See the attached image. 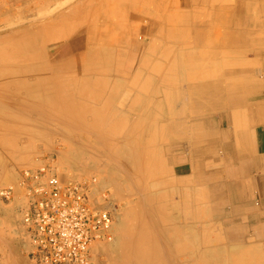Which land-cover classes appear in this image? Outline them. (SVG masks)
Wrapping results in <instances>:
<instances>
[{"label": "rangeland", "instance_id": "374dc122", "mask_svg": "<svg viewBox=\"0 0 264 264\" xmlns=\"http://www.w3.org/2000/svg\"><path fill=\"white\" fill-rule=\"evenodd\" d=\"M35 1L27 0L22 5L17 0H0V19L2 13L11 8V21H15L1 24L0 31L19 25L24 20L20 16L28 7L40 12L42 8L38 9ZM59 1L51 0L54 7L42 10L47 13H43L45 17L40 15L41 20L54 16L51 17L53 33L46 40L51 41L55 54L65 52L59 58L72 54L71 58L75 59V54H84L82 68L51 82L49 75L28 74L23 84L15 83L22 76L10 70L12 65L0 70V83L10 81L11 84L0 85V189L15 183L22 169L37 166L44 156L54 155L64 178H95V187L89 193L91 201L107 204L112 210L114 239L95 247L92 264H257L255 253L245 252L242 256L239 250H209L207 247L212 240L220 243V235L193 233L190 207L185 209L181 219L184 228L177 232V219L171 218L177 211L174 200L177 195L176 190H169L168 185L174 180L172 166H169L171 170L167 167L173 155L166 153L170 147L160 120L166 103L170 105L169 113L176 110L178 91L182 93L184 83L192 79L193 67L198 65L200 55L202 58L209 55V37L201 41L190 30L206 29V35L210 27L219 29L220 26L210 25L209 21L224 18V15L233 21L239 19L240 5L251 0H113L114 3L112 0H61L63 6ZM126 1L132 4L129 13L121 8V3ZM111 6L116 9H110ZM211 6L216 10L210 17ZM111 18L115 22L113 31L102 27L103 22ZM93 24L102 27L100 37L93 36L87 47H78L71 53L73 36L79 39L77 34ZM126 28L132 29V43L128 48L124 44L127 39L121 38ZM81 36V44L84 40L86 43L87 38ZM161 68L169 79L167 83L159 77V80L154 79ZM123 80H132V83L124 85ZM72 81H78L77 86H69ZM20 108L24 111L17 113L16 109ZM25 111L36 113L38 118L29 122L22 120ZM45 117L48 122H44ZM80 170L82 172L78 173ZM105 193L108 197L104 200ZM21 202L19 198L7 202L0 197V264H38L29 256V240L18 207ZM125 224L132 232L134 250L132 248L131 253L118 249ZM142 239L144 244L139 246Z\"/></svg>", "mask_w": 264, "mask_h": 264}, {"label": "crops", "instance_id": "0c3cea01", "mask_svg": "<svg viewBox=\"0 0 264 264\" xmlns=\"http://www.w3.org/2000/svg\"><path fill=\"white\" fill-rule=\"evenodd\" d=\"M257 1L243 2L235 21H209L220 26L200 38L210 37L209 55L199 57L176 110L166 103L160 120L173 155L177 232L190 207L193 233L220 235L209 250L255 253L264 264V0Z\"/></svg>", "mask_w": 264, "mask_h": 264}, {"label": "built area", "instance_id": "2783aa9c", "mask_svg": "<svg viewBox=\"0 0 264 264\" xmlns=\"http://www.w3.org/2000/svg\"><path fill=\"white\" fill-rule=\"evenodd\" d=\"M96 179L64 178L54 155L21 170L18 180L0 189L2 200H22L21 224L29 256L38 264H92L97 243L114 239L108 205L91 201ZM103 194V199H107Z\"/></svg>", "mask_w": 264, "mask_h": 264}, {"label": "bare ground", "instance_id": "6f19581e", "mask_svg": "<svg viewBox=\"0 0 264 264\" xmlns=\"http://www.w3.org/2000/svg\"><path fill=\"white\" fill-rule=\"evenodd\" d=\"M27 0H17V2H20V3H22V5H23V3H25ZM61 1V0H60ZM59 1V2H60ZM75 1V0H74ZM79 1V0H78ZM81 1V0H80ZM90 2H94V1H99V0H89ZM111 0H109V2H110ZM174 1V0H173ZM183 1V0H182ZM196 1V0H195ZM198 1V0H197ZM196 1V2H197ZM252 1V0H251ZM33 2V1H32ZM37 4H39L38 6H36L38 9H40V8H42V10H44V9H49L50 8V6H52L51 5V0H36L35 1ZM52 2H54V1H52ZM59 2H57V3H59ZM62 2V1H61ZM66 2V1H65ZM103 2H107V0H103ZM108 2V4H110ZM112 2H113V0H112ZM258 2V1H257ZM69 3H71V2H69ZM73 3V2H72ZM77 3V2H76ZM81 3V2H80ZM83 3V2H82ZM81 3V4H82ZM114 3V2H113ZM173 3V2H172ZM192 3H194L195 4V2H192ZM253 3V2H252ZM263 3V2H262ZM261 3V4H262ZM60 4V3H59ZM63 2H62V6H63ZM66 4V3H65ZM74 4V3H73ZM77 4H79V2L77 3ZM77 4H76V6H77ZM84 4V3H83ZM82 4V5H83ZM100 4H102V3H100ZM123 6L121 7L122 8V10L125 12V13H129L130 12V10H132V4H130V3H128V1H126L125 3H121ZM260 4V3H259ZM21 4L19 5V7L20 6H22ZM85 5V4H84ZM103 5V4H102ZM107 5V4H106ZM71 6V5H70ZM74 6V5H73ZM72 6V7H73ZM76 6H75V8H76ZM79 6V5H78ZM77 6V7H78ZM107 6H109V5H107ZM261 6V5H260ZM52 7H54V6H52ZM51 7V8H52ZM85 7V6H84ZM139 7V6H138ZM259 7V6H258ZM21 8V7H20ZM62 8V7H61ZM107 8V7H106ZM214 8V9H213ZM212 8V6L210 7V17L212 16L211 15V13H212V11H214L215 12V10H216V7H213ZM247 8V7H246ZM54 9V8H53ZM69 9V8H68ZM81 9V8H80ZM80 9H78V10H80ZM86 9V8H85ZM109 9V8H108ZM110 9H116V7L115 6H111L110 7ZM117 9H118V7H117ZM10 10H11V8L10 9H7L6 11H4L3 13H2V15H3V18H1L0 19V25L2 24L3 25V23L6 25V23H11V22H13V23H15V21H11V18H12V15H11V13H10ZM42 10H40V12H42ZM69 10H71V8L69 9ZM73 10V9H72ZM135 10V9H134ZM138 10H139V8H138ZM198 10H201L200 8L198 9ZM205 10V9H204ZM234 10H235V8H234ZM250 10V9H249ZM45 11H47V10H45ZM55 11V10H54ZM73 11H75V10H73ZM77 11V10H76ZM137 11V10H136ZM206 11V10H205ZM39 12V11H38ZM38 12H36L35 11V9L32 7V8H30V7H28V10L24 13V15H22V17L20 16V18H21V20H23V21H21V23L19 24V25H17L18 23L17 22H19L20 20L18 19V21L16 22L17 24H16V26H12V27H10V28H8V29H3V30H1L0 31V51H2V54H1V56H0V70H6V69H9L8 68V66L9 65H12V67L10 68V70L11 71H15V72H19L20 74H21V76H22V78H20V80H17V81H15V83H17V84H23V83H25V82H27V75L28 74H32V75H34V74H37V73H43V74H45V75H49L50 76V82L52 81V80H56V78L57 79H62L63 77H65L64 75L66 74V73H68V72H70L71 74H72V72H76V70L77 69H79V68H82V58H83V55L84 54H79V56H78V53L77 54H75V59H72L71 58V55H69L68 57H66V58H64V57H62V58H59L60 56H62V55H65V52H57L56 54H55V52H54V50H53V46L51 45V41H47L46 40V37H49L52 33H53V24L52 23H54V22H52L53 20H52V18L54 17V16H48V17H46V18H44L43 20H41L40 19V17L43 15V13H45L44 11L42 12V14H40V12H39V14H38ZM52 12H53V10H52ZM51 12V13H52ZM66 12V11H65ZM67 12H68V10H67ZM79 12V11H78ZM115 12V11H114ZM234 12V11H233ZM63 13H64V11H63ZM72 13V12H71ZM70 13V14H71ZM73 13H75V12H73ZM246 13V12H245ZM261 13V12H260ZM45 14H47V13H45ZM66 13H64V15H65ZM76 14V13H75ZM15 15V14H14ZM20 15V14H19ZM18 15V16H19ZM41 15V16H40ZM54 15V14H53ZM59 15V14H58ZM57 15V16H58ZM62 15V14H61ZM77 15H79L78 13H77ZM213 15H214V13H213ZM243 15H244V12H243ZM44 16V15H43ZM66 16V15H65ZM67 16H69L70 18H72V16H70V15H67ZM80 16V15H79ZM208 16V15H207ZM45 17V16H44ZM52 17V18H51ZM74 17V16H73ZM83 17H85L84 15H83ZM116 17V16H115ZM235 17V16H234ZM244 17V16H243ZM74 18H76V17H74ZM79 18V17H78ZM136 19H138V18H140V17H135ZM259 18V17H258ZM25 19H27L28 20V22L27 23H24V22H26L25 21ZM132 19V18H131ZM162 19V18H161ZM203 19H204V17H203ZM48 20V21H47ZM118 20V19H117ZM202 20V19H201ZM250 20V19H249ZM43 21H47L44 25H40V22H43ZM55 21V20H54ZM235 21V20H234ZM238 21V20H237ZM60 22V21H59ZM251 22V21H250ZM249 22V23H250ZM12 23V25H14ZM57 24V23H56ZM255 25V24H254ZM11 26V25H10ZM1 27V26H0ZM5 27V26H4ZM104 29H106V30H109V31H113L112 29L113 28H115V22H114V19H112L111 18V20L110 19H108L107 21H104L103 22V26H102ZM102 27H99V26H95L94 24L93 25H89V26H87L86 27V29L85 28H83L81 31H80V33L79 34H77V35H80V38H82V36L81 35H83L85 38L84 39H86L87 38V40H86V43H84L85 42V40H84V42L81 44V41H80V38L78 39L77 37H79V36H77V37H75V36H73L75 39H74V41H72L71 40V38H70V40L72 41V43H70L71 45H70V50H71V53H73V52H75V51H77L78 50V47H80V48H82V47H87L88 46V44L89 43H92V42H90L91 41V38L93 37V36H97L98 35V37H100V31L102 30ZM130 27V26H129ZM132 27V26H131ZM208 27V26H207ZM250 27V26H249ZM258 27V26H257ZM210 28H212V27H210ZM210 28H208V31H209V29ZM0 29H2V28H0ZM213 29V28H212ZM156 30V29H155ZM163 30V29H162ZM191 31V33L192 34H194V35H198V37L199 38H202V37H204L205 35H204V33H207V31H206V29L204 30V29H202V28H198V30L196 29V28H192V30H190ZM253 31V30H252ZM258 31V30H257ZM260 31V30H259ZM105 32V31H104ZM123 33V36L124 37H121V38H126L127 39V43H124V44H127L125 47H127L128 48V45H130L131 43H132V29L131 28H126V29H124L123 31H122ZM211 32H212V30H211ZM210 33V32H209ZM263 33V32H262ZM105 34V33H104ZM182 35H184L183 33H181ZM206 35H208V34H206ZM210 35V34H209ZM247 35H249V33L247 34ZM151 37V36H150ZM184 37H185V35H184ZM183 37V38H184ZM250 37V36H249ZM256 37V36H255ZM120 38V37H119ZM181 38H182V36H181ZM210 38V37H209ZM143 39V38H142ZM250 39H253V38H251L250 37ZM50 40V39H49ZM69 40V41H70ZM118 40V39H117ZM152 40H153V38H152ZM154 40H158V38H154ZM256 40V39H255ZM148 41V40H147ZM254 41V40H253ZM79 42H80V44H79ZM150 42H152V41H150ZM255 42V41H254ZM153 43H155V42H153ZM152 43V44H153ZM158 43H159V41H158ZM257 43V42H256ZM167 44V43H166ZM151 45V44H150ZM159 45V44H158ZM158 45H156V47L158 46ZM163 45V44H162ZM167 46V45H166ZM172 46H174V45H172ZM125 47H123V48H125ZM154 47V46H153ZM160 47V46H159ZM162 47V46H161ZM117 48V47H116ZM148 48H152L151 46L149 47L148 46ZM147 48V49H148ZM155 48V47H154ZM154 48H153V51H155L154 50ZM46 49V50H45ZM164 49H165V47H164ZM149 50H151V49H149ZM167 50V49H166ZM173 50V49H172ZM47 51V52H46ZM116 51H118V49L116 50ZM149 52V51H148ZM152 52V51H151ZM185 52V51H184ZM59 53V54H58ZM69 53V52H68ZM80 53V52H79ZM83 53V52H82ZM153 54H154V52H152ZM171 53V52H170ZM174 53V52H173ZM186 54H188V52L186 53ZM200 54V53H199ZM168 55V54H167ZM198 55V54H197ZM78 56V57H77ZM200 56H202V55H200ZM189 57V56H188ZM194 58V57H193ZM198 58V57H197ZM202 58V57H201ZM247 60V59H246ZM251 60V59H250ZM257 60V59H256ZM248 61V60H247ZM240 62V61H239ZM238 62V63H239ZM249 62V61H248ZM255 62V61H254ZM235 63H237V62H235ZM235 63H233L232 65H234ZM241 63V62H240ZM250 63V62H249ZM256 63V62H255ZM238 65V64H237ZM241 66L243 65V64H240ZM239 65V66H240ZM235 66V65H234ZM253 66V65H252ZM85 67V66H84ZM243 67V66H242ZM165 72L164 71H162V68L159 70V72H158V74L156 75V78H154L155 80H165V83H167L168 81H169V79H168V77L166 76L165 77ZM69 75V74H68ZM74 75V74H73ZM157 77H159V79L157 78ZM161 77V78H160ZM124 79H130L128 76H124ZM127 80H123V84L124 85H126V83H132V80H130V82H127ZM69 81H71L70 79H69ZM8 82H10V81H8ZM8 82H5V81H3V82H1L0 83V85H2V84H7V85H9V86H11V84L10 83H8ZM77 84H78V81L77 82H73L72 81V83L69 85V86H77ZM53 85V84H52ZM52 85H50V88H51V86ZM57 85V84H56ZM43 86H45L44 84H43ZM81 86V85H80ZM46 87V86H45ZM14 88V87H13ZM54 90H56V88L54 89ZM216 92V91H215ZM148 93V92H147ZM84 94V93H83ZM185 94V93H184ZM187 94V93H186ZM16 95V94H15ZM156 95V94H155ZM178 96V95H177ZM201 96V95H200ZM184 97V96H183ZM186 98V97H185ZM190 98V97H189ZM209 98V97H208ZM50 99V98H49ZM210 100V99H209ZM208 100V101H209ZM160 101L163 103L164 102V100H162V99H160ZM39 102V101H38ZM50 102H51V100H50ZM96 102V101H95ZM187 104V103H186ZM190 104V103H189ZM193 105V104H192ZM26 106V105H25ZM191 107V106H190ZM194 108V107H193ZM206 108V107H205ZM11 110V109H10ZM31 110V109H30ZM11 111H13V110H11ZM24 111V109H16V112L17 113H19V112H23ZM30 112V111H29ZM27 112V111H25L24 112V118H22V120H25V121H27V122H29V121H33V119H35V118H38V115L36 114V113H34V112ZM195 112H196V110H195ZM23 116V115H22ZM153 117V116H152ZM11 119H15V118H13V117H11ZM20 120V119H19ZM18 120V121H19ZM44 122H48V119L45 117L44 118ZM188 120V119H187ZM36 121V120H35ZM171 121V120H170ZM194 121V120H193ZM21 122V121H20ZM17 123V122H16ZM182 123H184V122H182ZM187 123V122H186ZM200 123V122H199ZM171 124V123H170ZM188 124V123H187ZM191 124V123H190ZM204 126V125H203ZM40 129V128H39ZM42 129V128H41ZM47 129V128H46ZM12 130H20V128H13ZM43 130V129H42ZM134 130V129H133ZM138 130V129H137ZM204 131V130H203ZM42 132V131H41ZM132 132H134V131H132ZM203 134V133H202ZM200 137V136H199ZM198 137V138H199ZM206 137H207V135H206ZM163 143V142H162ZM150 144V143H149ZM147 146H148V144H147ZM151 146V145H150ZM166 147V146H165ZM169 147V146H168ZM73 149H75V148H72V150ZM148 154V153H147ZM166 156V155H165ZM168 156V155H167ZM26 158V157H25ZM147 158V157H146ZM162 158V157H161ZM147 160V159H146ZM145 160V161H146ZM153 160H154V157H153ZM152 160V161H153ZM156 160V159H155ZM167 161V160H166ZM169 161V160H168ZM154 163V162H153ZM146 164V163H145ZM170 164V163H169ZM175 165V164H174ZM180 165V164H179ZM149 166V165H148ZM168 166H171V165H167V167ZM140 167V166H139ZM154 167H155V165H154ZM138 170V169H137ZM167 170V169H166ZM190 170V169H189ZM80 172H82L81 170L80 171H78V173H80ZM158 172V171H157ZM166 172H168V170L166 171ZM173 175H174V173H173ZM177 175V174H176ZM176 175H175V177H176ZM178 175H180V174H178ZM148 176V175H147ZM147 176H145V177H147ZM152 176V175H151ZM7 177V175H3V178H6ZM113 177H115V176H113ZM159 178H161V177H159ZM158 178V179H159ZM173 180V179H172ZM115 182H116V180H115ZM147 182V181H146ZM117 183H118V181H117ZM155 183V182H154ZM158 183V182H157ZM174 183V182H173ZM146 184V183H145ZM147 184H148V182H147ZM163 184H166V183H164L163 182ZM176 184V183H175ZM184 185V184H183ZM182 185V186H183ZM148 186V185H147ZM146 186V187H147ZM173 186V185H172ZM150 187V186H149ZM158 187V186H157ZM156 187V188H157ZM168 187V186H167ZM174 187V186H173ZM114 188V187H113ZM155 188V189H156ZM165 188V187H164ZM170 188H171V186H170ZM154 189V190H155ZM146 192V191H145ZM176 193V192H175ZM145 195V194H144ZM147 195V194H146ZM154 195V194H153ZM155 196V195H154ZM156 197V196H155ZM122 198V197H121ZM159 198H161V197H159ZM210 198H212V197H210ZM164 199V198H163ZM168 199H170V198H168ZM212 200V199H211ZM145 201V200H144ZM178 201V200H177ZM156 202H158V201H156ZM155 202V203H156ZM160 202V201H159ZM182 203V202H181ZM104 205V204H103ZM107 205V204H106ZM175 205V204H174ZM154 206V205H153ZM178 207L180 208V206H179V204H178ZM150 208V207H149ZM148 208V209H149ZM124 209V208H123ZM126 209V208H125ZM202 209V208H201ZM198 210V209H197ZM204 211V210H203ZM154 213V212H153ZM201 213V212H200ZM205 213V212H204ZM120 214V213H119ZM123 214V213H122ZM195 216V215H194ZM205 216H206V214H205ZM204 217V216H203ZM209 218V217H208ZM123 219V218H122ZM187 223V222H186ZM195 223V222H194ZM183 224H185V223H183ZM167 226V225H166ZM186 226V225H185ZM205 226V225H204ZM208 226V225H207ZM154 230V229H153ZM198 230V229H197ZM200 230V229H199ZM193 231V230H192ZM121 236H120V241H119V243H118V249H119V251H123V252H125V251H128L129 250V253H131V251H132V248L134 247V242L132 241V232H130V229H129V227L127 226L126 227V224L125 225H123V227H122V229H121ZM200 232V231H199ZM198 232V233H199ZM205 233V232H204ZM197 234V233H196ZM202 233H200V235H201ZM159 237V236H158ZM200 236H198V238H199ZM153 241V240H152ZM182 241V240H181ZM201 241V240H200ZM146 242H148L147 240H146ZM98 244H100V243H97L96 244V246L98 245ZM143 244H144V241H143V239L141 240V241H139L138 242V245L139 246H143ZM185 244V243H184ZM201 244V243H200ZM95 246V247H96ZM187 248V247H186ZM95 249V248H94ZM200 249V248H199ZM202 249V248H201ZM133 250H134V248H133ZM139 250V249H138ZM179 250V249H178ZM200 252H201V250H200ZM119 253V252H118ZM198 254V253H197ZM188 256V255H187ZM198 257V256H197ZM185 258V257H184ZM192 260H194V259H192ZM192 260H191V262H192ZM197 260H199V259H197ZM190 262V263H191ZM197 262V261H196ZM183 263V262H182ZM194 263V262H193ZM187 264V263H186Z\"/></svg>", "mask_w": 264, "mask_h": 264}]
</instances>
